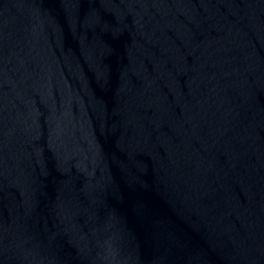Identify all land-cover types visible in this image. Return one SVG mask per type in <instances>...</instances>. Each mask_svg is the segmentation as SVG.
<instances>
[{
  "label": "water",
  "instance_id": "water-1",
  "mask_svg": "<svg viewBox=\"0 0 264 264\" xmlns=\"http://www.w3.org/2000/svg\"><path fill=\"white\" fill-rule=\"evenodd\" d=\"M79 264H264V0H74Z\"/></svg>",
  "mask_w": 264,
  "mask_h": 264
}]
</instances>
